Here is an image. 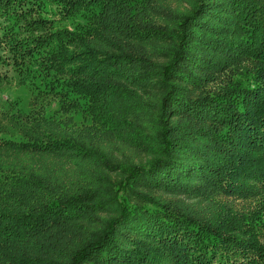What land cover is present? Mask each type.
Segmentation results:
<instances>
[{"label": "trees", "instance_id": "16d2710c", "mask_svg": "<svg viewBox=\"0 0 264 264\" xmlns=\"http://www.w3.org/2000/svg\"><path fill=\"white\" fill-rule=\"evenodd\" d=\"M156 1L0 0L7 64L69 75L56 95L91 123L1 112L21 134L0 135V264H264V205L186 203L264 185V0H181L165 23Z\"/></svg>", "mask_w": 264, "mask_h": 264}, {"label": "rangeland", "instance_id": "374dc122", "mask_svg": "<svg viewBox=\"0 0 264 264\" xmlns=\"http://www.w3.org/2000/svg\"><path fill=\"white\" fill-rule=\"evenodd\" d=\"M141 0H137L138 3H140ZM156 9L152 10V19L156 20L157 22L165 23V21L170 20V18H176L179 17V15L182 13V9H184V6L181 2V0H157L155 4ZM165 13H169L170 17H166ZM89 16L93 15L92 12H87ZM51 15V14H46ZM81 15L77 17H73L75 19H79ZM159 17L162 19V21H159ZM166 17V18H164ZM52 20H57L56 25H59V28L63 29L61 27V24L64 23V20H61L60 16L54 15ZM63 21V22H62ZM4 20L0 19V135L2 136H8L9 138H16L19 139L21 130L18 128L19 125L12 124L9 116H5L2 114L5 111H17L18 108H21L25 111H31L35 109V111H43L41 114H44L46 116V119L52 118L55 120L54 127L58 130L66 131L69 134L80 136V134L83 136L86 134L85 126H87V123H89L88 126H91L90 119L89 121L85 120V116L87 112L85 111V108L87 106L84 101H82L81 106L79 109L83 112H76L74 110V107L70 109V104L66 101L65 97L64 100L61 96L56 95V88L60 85L57 83V79H63V80H69L70 77L67 74H58L57 72H51V70H44L41 68H36L34 72L35 75L30 72V61L31 59H27L26 62L23 64V68H21L20 71H15L12 68H14L11 64H7L8 62H12L13 59L11 58V53L9 51V47L7 45V40H4L3 34H4ZM154 22V21H153ZM6 23V22H5ZM67 25L69 27L74 26V22L72 19H68ZM62 31V30H60ZM42 32V31H41ZM93 32V31H92ZM76 36H82L79 32L75 33ZM71 47H74L71 45ZM146 51L149 55V52L152 51V47L147 46ZM10 57V58H9ZM12 59V60H11ZM3 60H6V62H3ZM11 60V61H10ZM34 67V66H33ZM49 72L48 82H52L54 84V88L48 85L47 83L44 84L43 81L41 83V80L36 77L37 73L46 75V73ZM31 77L30 81L27 83L24 79L26 76ZM44 77V76H43ZM69 77V78H68ZM47 88H51V90H47ZM58 90V88H57ZM72 95V94H71ZM70 95V96H71ZM68 96V97H70ZM67 97V98H68ZM75 97V96H73ZM74 105V104H72ZM66 112H63L64 110ZM2 112V113H1ZM91 118V117H90ZM8 131L7 133H4V131ZM106 135L104 134V137ZM107 144H105L106 146ZM122 145L118 146L115 145V147H121ZM134 156L133 154H131ZM136 156V155H135ZM144 159V156L142 155L138 160ZM71 159H67L65 157V162L68 164L71 163ZM113 175H116V173H113ZM260 186V187H259ZM263 183H259V185L255 184V189L253 192L247 193L245 195H239V196H231L226 194H218V193H211L212 190L215 188L208 187L204 189V185L201 184L200 192L202 193L201 197L194 198L195 196H190V198H186L188 204L194 205L195 208H201V207H208L212 206L213 204H217L218 207H216L213 210L216 211H226L228 208L230 211L237 213L240 216L246 215L244 220L249 219L247 215H258L257 214V208H260L264 205V189ZM139 190H143L146 192H152L156 193L157 195H160L164 199H172L176 200L178 199V195L167 193L162 190H154V189H148L143 186H138ZM262 189V190H261ZM260 193V195H259ZM184 199V197H181ZM101 214V213H100ZM106 213L103 212L101 215H105ZM264 214V213H260ZM114 213H112L111 216H113ZM110 216V217H111ZM251 220V219H249ZM264 230V229H262ZM259 236V235H258ZM262 241H264V232L262 236H259ZM152 242V241H148ZM154 245L155 242H152ZM156 247V246H155ZM88 264H123L121 262H110V263H104L103 261H98L96 259H90ZM164 264H170L168 263V260H162ZM126 264H130L129 261H127Z\"/></svg>", "mask_w": 264, "mask_h": 264}]
</instances>
